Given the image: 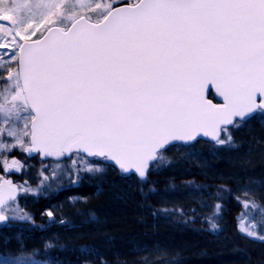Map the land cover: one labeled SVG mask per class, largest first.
<instances>
[{"label": "snow or ice", "instance_id": "6c2138e0", "mask_svg": "<svg viewBox=\"0 0 264 264\" xmlns=\"http://www.w3.org/2000/svg\"><path fill=\"white\" fill-rule=\"evenodd\" d=\"M0 82V135L14 140L0 150H76L144 178L171 142L223 145L234 118L264 114V0H0ZM20 167L4 157L3 171ZM17 190L0 176V222ZM246 219L239 231L264 242Z\"/></svg>", "mask_w": 264, "mask_h": 264}, {"label": "trees", "instance_id": "16d2710c", "mask_svg": "<svg viewBox=\"0 0 264 264\" xmlns=\"http://www.w3.org/2000/svg\"><path fill=\"white\" fill-rule=\"evenodd\" d=\"M227 132L232 140L226 153H208L211 143H194L203 149L206 172L154 173L152 164L146 178L138 180L110 168L98 181L99 192L73 184L37 196L28 207L31 220L45 224L53 203L85 196L89 209L100 216L99 223L87 225L89 234L83 237L97 251L94 264H264V242L241 234L236 221L244 199L254 201L256 210L264 209V114L237 121ZM171 191L192 199L166 201L161 195ZM157 245L172 251L152 255ZM13 260L28 264L23 257Z\"/></svg>", "mask_w": 264, "mask_h": 264}, {"label": "rangeland", "instance_id": "374dc122", "mask_svg": "<svg viewBox=\"0 0 264 264\" xmlns=\"http://www.w3.org/2000/svg\"><path fill=\"white\" fill-rule=\"evenodd\" d=\"M113 2L115 3L116 0ZM2 88L3 83L0 82V89ZM228 135H230L228 132H223L221 138L227 140ZM0 140L9 144L14 143V140L6 133L0 135ZM207 143L212 144L206 147L208 153L219 151L226 153L228 150L229 143L223 145L215 142ZM191 145V147L169 146L166 151H163V153L165 152L162 155L163 160L152 163L154 164V173L165 171L169 174H185L190 171L206 172L205 168L208 167V163L201 145ZM5 156L9 161L12 159L19 161L21 167L19 170L10 169L7 171V179L17 186L19 194L15 201L6 206L8 210L3 213L8 219L6 224H0V255H6L9 259H14L16 256L23 257L27 259L28 264H94L92 259L95 260L98 255L97 251L87 241H83V237L86 238V235L89 234L86 229L87 225L91 224V221H98L100 216L96 211L89 209L88 197L73 195L53 203L46 210V213L51 211L53 216H47V221L41 225L32 222L28 207L31 200L37 196H45L49 191L63 186L86 184L96 188V192H99V188H101V184L98 183L99 179L109 173L112 167L104 158L85 157L78 153H73L60 161L41 160L38 156L27 158L23 151L17 147L7 153L0 150V176L5 172L2 168ZM89 168L100 170L89 171ZM169 193L161 196L166 201L173 200L176 203L183 202L185 197L192 199L191 196L181 191ZM204 208L207 209L208 206H204ZM23 214H27L28 219H20L19 216ZM242 214L247 216L246 223L257 224V231L264 234V223H262L264 212L251 210V208L245 209L243 206V212L237 215V226ZM241 234L243 233L241 232ZM4 244H7V247H2ZM171 251L172 248L169 246L157 245L151 253L152 255L158 253L163 255L169 254Z\"/></svg>", "mask_w": 264, "mask_h": 264}, {"label": "water", "instance_id": "95a60500", "mask_svg": "<svg viewBox=\"0 0 264 264\" xmlns=\"http://www.w3.org/2000/svg\"><path fill=\"white\" fill-rule=\"evenodd\" d=\"M206 97L209 99V100H211L213 103H222L223 101H222V98L221 97H219L217 94H216V92H215V89L214 88H212L211 87V85H209V88H208V90L206 91ZM209 94H211V96H212V98H209ZM256 114V113H255ZM254 114V115H255ZM254 115H252V116H254ZM251 116V117H252ZM250 117V118H251ZM236 121H241L240 120V118H234ZM249 119V118H248ZM247 120V119H246ZM245 120V121H246ZM231 126H233V125H229V126H227V128H229V127H231ZM223 133V132H222ZM222 133H221V136H222ZM199 140H202V141H206V142H212V143H214V141H212L210 138H207V137H203V136H199V137H197V139H196V141H193V142H190L191 144H193V143H195V142H197V141H199ZM176 144H179V145H184V142H182V141H174V142H171L169 145H166L165 146V149L164 150H166L169 146H171V145H176ZM185 146V145H184ZM164 150H162V151H164ZM23 153L25 154V156L27 157V158H32V157H35V156H38L39 157V159H41V160H52V161H60V160H62V159H64V158H68L71 154H73V153H78V154H80V155H83V156H85V157H98V156H89L88 154H86V153H83V152H77L76 150H74L72 153H65L63 156H59V157H55V156H49V157H42L39 153H37V152H33V153H26V152H24L23 151ZM98 158H103V157H98ZM105 159V158H104ZM105 161L112 167V168H114L115 170H117L119 173H121V174H123V175H133V176H136L138 179H144V178H141V177H139V175L137 174V173H135V171L134 170H131V171H129V172H123L117 165H115V163L113 162V161H110V160H106L105 159ZM152 164V163H151ZM150 164V165H151ZM147 172H148V170H147ZM147 172H146V175H147ZM2 177H4L5 179H7V177H6V172L4 173V175L2 176ZM8 180V179H7ZM18 190H17V193H16V199L18 198ZM15 199V200H16ZM15 200H13V201H15ZM13 201H9L8 202V204H10L11 202H13ZM4 222H6V221H2V222H0V223H4Z\"/></svg>", "mask_w": 264, "mask_h": 264}, {"label": "bare ground", "instance_id": "6f19581e", "mask_svg": "<svg viewBox=\"0 0 264 264\" xmlns=\"http://www.w3.org/2000/svg\"><path fill=\"white\" fill-rule=\"evenodd\" d=\"M146 176H147V175H146ZM134 177L137 178L136 176H134ZM145 178H146V177H145ZM145 178H144V179H145ZM137 179H138V178H137ZM144 179H138V180H144ZM236 221H237V217H236Z\"/></svg>", "mask_w": 264, "mask_h": 264}]
</instances>
